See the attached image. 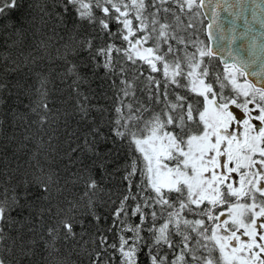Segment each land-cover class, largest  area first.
Here are the masks:
<instances>
[{"label":"snow or ice","instance_id":"6c2138e0","mask_svg":"<svg viewBox=\"0 0 264 264\" xmlns=\"http://www.w3.org/2000/svg\"><path fill=\"white\" fill-rule=\"evenodd\" d=\"M244 2L0 0V264H264V2L238 48L220 23Z\"/></svg>","mask_w":264,"mask_h":264},{"label":"trees","instance_id":"16d2710c","mask_svg":"<svg viewBox=\"0 0 264 264\" xmlns=\"http://www.w3.org/2000/svg\"><path fill=\"white\" fill-rule=\"evenodd\" d=\"M54 54V50H53ZM37 70H44L45 72L51 70L52 71V78L55 80V89L52 91V99L55 101V106L57 108H60L62 111L64 109L71 110V106L73 103V97H71V89L68 88L67 84H62L60 80L56 77V73H58L61 70V65L59 62L56 63H49L46 59L39 61L38 65L36 66ZM156 75V74H154ZM99 83V81H96L93 84V87L95 88L96 85ZM52 87L51 85L49 86ZM113 93L109 91L107 93V98L99 96V91L97 92V98L92 100L93 104H96L98 106L104 107L106 109L111 110L113 107ZM110 114V111L105 112V116L107 117ZM93 116H95L97 119H99V115L96 112H93ZM74 124V122H73ZM124 157L122 156V161ZM118 182V178L115 180H111L109 182H106L105 187V193L102 195L106 196V193L108 190L113 188V185ZM103 211V209H101ZM143 259V257H142Z\"/></svg>","mask_w":264,"mask_h":264},{"label":"water","instance_id":"95a60500","mask_svg":"<svg viewBox=\"0 0 264 264\" xmlns=\"http://www.w3.org/2000/svg\"><path fill=\"white\" fill-rule=\"evenodd\" d=\"M264 2V0H257V4L259 5L260 3ZM251 7V0H245L244 2V10L242 13H237V15L235 16H229L227 13L223 12L221 10V15H220V23L222 22V25L224 26V28L222 30L224 31H228V32H234L235 35L237 36V41L236 44L234 45V49L238 48L240 46V41H239V36L241 35V33L244 32L245 30V21L251 20V13L248 10ZM210 17V13L208 14ZM258 17H259V13H258ZM205 24L208 23V20H204ZM257 23H259V19L257 21ZM259 36V33H258ZM259 43V40H258ZM213 46L214 48L216 47V42H213ZM219 54H220V58L221 59H228L227 54L223 51V50H219ZM241 56L244 55V52L240 53ZM259 54H258V58H257V65L255 70L257 72H259ZM249 79L252 80L253 82L260 80L261 77H253L251 76V74L249 75Z\"/></svg>","mask_w":264,"mask_h":264},{"label":"flooded vegetation","instance_id":"af4514ba","mask_svg":"<svg viewBox=\"0 0 264 264\" xmlns=\"http://www.w3.org/2000/svg\"><path fill=\"white\" fill-rule=\"evenodd\" d=\"M203 23H205V21H203ZM221 69H222V66H221Z\"/></svg>","mask_w":264,"mask_h":264},{"label":"bare ground","instance_id":"6f19581e","mask_svg":"<svg viewBox=\"0 0 264 264\" xmlns=\"http://www.w3.org/2000/svg\"><path fill=\"white\" fill-rule=\"evenodd\" d=\"M221 24H222V22H221Z\"/></svg>","mask_w":264,"mask_h":264},{"label":"rangeland","instance_id":"374dc122","mask_svg":"<svg viewBox=\"0 0 264 264\" xmlns=\"http://www.w3.org/2000/svg\"><path fill=\"white\" fill-rule=\"evenodd\" d=\"M221 71H222V69H221Z\"/></svg>","mask_w":264,"mask_h":264}]
</instances>
